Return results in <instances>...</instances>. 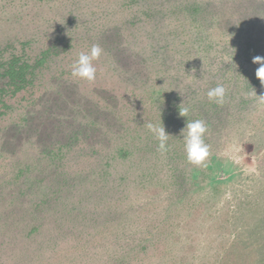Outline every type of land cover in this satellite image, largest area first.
<instances>
[{
	"label": "rangeland",
	"instance_id": "obj_1",
	"mask_svg": "<svg viewBox=\"0 0 264 264\" xmlns=\"http://www.w3.org/2000/svg\"><path fill=\"white\" fill-rule=\"evenodd\" d=\"M94 44L96 79H74ZM255 56L264 0H0V91L10 63L33 74L0 103V264H264ZM197 119L201 166L180 135Z\"/></svg>",
	"mask_w": 264,
	"mask_h": 264
},
{
	"label": "clouds",
	"instance_id": "obj_2",
	"mask_svg": "<svg viewBox=\"0 0 264 264\" xmlns=\"http://www.w3.org/2000/svg\"><path fill=\"white\" fill-rule=\"evenodd\" d=\"M102 53L103 49L98 44L92 45L88 52H81L78 55V59H76L70 66L71 77L89 83L93 82L96 79L97 72L93 62L99 59ZM252 63L259 65L255 70V77L259 80L261 86L264 87V57L255 56L252 58ZM226 91L227 90L223 84H217L215 87L209 88L206 92L209 103L222 106L225 103ZM251 95L255 98L258 106L264 107V92L257 95L253 90ZM189 112L190 107L185 105L179 107L178 115L186 118ZM145 126L158 141L157 151L161 155H165L169 151L168 140L171 135L166 133L161 121V116L160 123L149 122ZM206 131L207 125L201 119L187 122L185 127L180 131V135L184 142L186 160L192 165H203L209 155L208 145L203 139Z\"/></svg>",
	"mask_w": 264,
	"mask_h": 264
},
{
	"label": "trees",
	"instance_id": "obj_3",
	"mask_svg": "<svg viewBox=\"0 0 264 264\" xmlns=\"http://www.w3.org/2000/svg\"><path fill=\"white\" fill-rule=\"evenodd\" d=\"M40 61L43 63V59H41ZM3 75V77L7 80L5 82L7 86L0 91V94H2L0 95L1 104L2 102H8V99L17 97V95L20 94L22 91L29 89L33 83V74L32 72H30L26 64H24L23 66H17L16 64L10 63L3 70ZM29 93L30 91L28 92V94ZM261 249L264 250V248ZM259 255L258 260H262L264 258V251L260 252Z\"/></svg>",
	"mask_w": 264,
	"mask_h": 264
}]
</instances>
